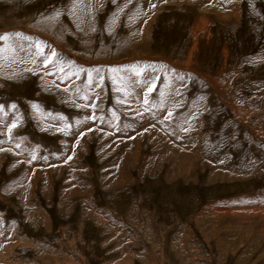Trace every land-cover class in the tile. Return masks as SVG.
Here are the masks:
<instances>
[{
    "label": "rangeland",
    "instance_id": "obj_1",
    "mask_svg": "<svg viewBox=\"0 0 264 264\" xmlns=\"http://www.w3.org/2000/svg\"><path fill=\"white\" fill-rule=\"evenodd\" d=\"M0 264H264V0H0Z\"/></svg>",
    "mask_w": 264,
    "mask_h": 264
},
{
    "label": "bare ground",
    "instance_id": "obj_2",
    "mask_svg": "<svg viewBox=\"0 0 264 264\" xmlns=\"http://www.w3.org/2000/svg\"><path fill=\"white\" fill-rule=\"evenodd\" d=\"M213 84H214V83H213ZM213 84H212V85H213ZM214 86H215V85H214ZM216 88H218V89H216ZM215 89H216L217 91H218V90L221 91V94H222L221 97H223L224 99H226V96H227V95H226V93H225L224 91H223V93H222V90H221V89H223L222 87H220L219 85H217V87L215 86ZM223 90H224V89H223ZM219 91H218V92H219Z\"/></svg>",
    "mask_w": 264,
    "mask_h": 264
}]
</instances>
